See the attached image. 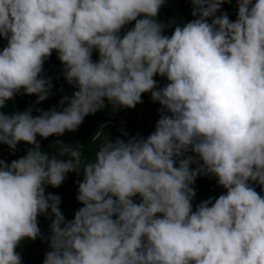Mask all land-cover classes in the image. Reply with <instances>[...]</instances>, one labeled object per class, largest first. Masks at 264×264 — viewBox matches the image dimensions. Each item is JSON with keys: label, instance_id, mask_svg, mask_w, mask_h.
<instances>
[{"label": "clouds", "instance_id": "1", "mask_svg": "<svg viewBox=\"0 0 264 264\" xmlns=\"http://www.w3.org/2000/svg\"><path fill=\"white\" fill-rule=\"evenodd\" d=\"M166 2L0 0V109L21 90L49 96L54 50L74 88L59 109L0 111V143L32 145L0 159V264H23L20 242L37 237L50 249L42 264H264V0H236L234 20L220 11L230 0H190L194 19L165 24ZM142 93L160 105L147 136L107 134L94 158L60 139L41 149L37 136L77 130L105 100L133 108ZM69 172L83 173L82 206L66 219L46 188ZM209 174L226 191L193 208Z\"/></svg>", "mask_w": 264, "mask_h": 264}, {"label": "trees", "instance_id": "2", "mask_svg": "<svg viewBox=\"0 0 264 264\" xmlns=\"http://www.w3.org/2000/svg\"><path fill=\"white\" fill-rule=\"evenodd\" d=\"M190 0H167L164 6L160 9L157 19L162 23H169L175 20V23L188 22L194 19L191 15ZM220 11H226L230 20L236 18V0H230L223 4ZM219 15V12L217 13ZM175 23L171 27L165 29V34L170 35L174 30ZM123 31V30H122ZM7 41L3 37H0V49L6 45ZM93 60L98 58V53L93 52ZM44 75L52 78V89L49 96L39 103H36V94H25L21 90L17 93L13 99L8 100L5 106L0 109L5 113L13 111H22L30 106H33L32 114L38 115L35 110L39 108L41 110H47L52 106H57L59 109V101L65 95L71 96L74 88L69 85L62 75V64L58 60L55 50L51 56L44 62ZM158 81V86H163L167 81L165 78L159 76L154 77ZM106 107L103 110H98L94 114L85 116L83 122L75 131H65L60 137L51 135L47 138H41L37 136L40 141V147L44 150L49 149V145L53 144L56 139H60L69 145L79 144L81 145V152L89 158H94L95 153L99 145L103 142L105 137L108 136L115 140L120 137L121 139H128L133 136H147L151 133L157 120L159 119L160 105L158 102H154L151 99L150 93H142V103H138L133 108H120L113 111L112 106L105 100ZM103 127V131H101ZM95 131H100V136L95 141L91 140ZM32 145L26 142H19L16 146V150L10 152L8 146L0 143V159H4L6 162H11L13 159L24 155L28 148ZM188 155H195L189 152ZM67 159L68 157H64ZM196 165H190L194 168ZM83 173L69 172L66 175L65 180L58 187L47 186L46 192L58 194L61 197V203L59 205L63 215L66 219H71L74 216L76 210L81 207V203L76 199L78 190V180H82ZM255 190L259 193L261 188L255 185ZM193 187L196 188V195L192 201L193 208L196 204L208 197H218L226 190L217 184L216 177L209 175L198 176ZM50 219L41 215L38 217V226L42 235L47 236L50 233ZM48 241L37 237L35 240L24 239L20 242L17 251L21 253L23 264H42V260L47 251H49Z\"/></svg>", "mask_w": 264, "mask_h": 264}]
</instances>
